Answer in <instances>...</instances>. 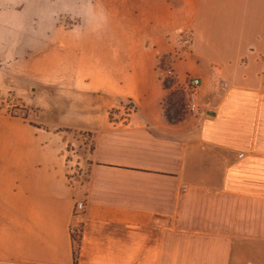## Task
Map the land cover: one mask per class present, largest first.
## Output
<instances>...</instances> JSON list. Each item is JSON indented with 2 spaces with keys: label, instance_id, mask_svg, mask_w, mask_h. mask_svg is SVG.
Wrapping results in <instances>:
<instances>
[{
  "label": "crops",
  "instance_id": "crops-1",
  "mask_svg": "<svg viewBox=\"0 0 264 264\" xmlns=\"http://www.w3.org/2000/svg\"><path fill=\"white\" fill-rule=\"evenodd\" d=\"M189 25L182 69L202 107L190 121L166 117L164 38L144 48L151 87L124 124L108 109L130 93L83 67L55 73L44 42L0 69V98L31 93L45 113L0 115V264H264V0H195ZM68 129L92 136L85 181L67 178Z\"/></svg>",
  "mask_w": 264,
  "mask_h": 264
},
{
  "label": "rangeland",
  "instance_id": "rangeland-1",
  "mask_svg": "<svg viewBox=\"0 0 264 264\" xmlns=\"http://www.w3.org/2000/svg\"><path fill=\"white\" fill-rule=\"evenodd\" d=\"M104 3L111 13V35L104 39L91 37L75 42L65 32L70 28L72 21H63V28L51 39L44 41V44H47V60L51 64V69L59 74L76 71L78 66L83 67V72L97 75L100 82L110 89L121 94L130 93L132 100L121 101L116 98L108 109L112 121L124 124L130 121L136 111L139 95H143L151 87L144 77L146 56L144 48L148 42L156 44L164 38L168 52L162 59L161 65L158 62V71L161 70L164 74L160 76L164 88L171 91L163 103L166 117L174 124L190 121L186 85L190 78L196 76L185 72L182 65L194 43L189 23L195 0H104ZM154 49L158 50L156 45ZM154 49H147V55L151 57L155 52L157 53ZM170 69L176 73L172 78L166 77V72ZM29 96H32L31 93H28L27 97L15 96V92L11 89L6 96L0 98L2 104L0 115L5 119H18L25 124L37 125L33 122L37 119L35 117L41 116L44 120L45 113L41 110L42 106H35L29 102ZM102 96V99H109L110 94ZM42 97H44L43 91L40 92L38 99ZM78 98L80 97H76ZM79 116L81 118V115ZM67 118L75 119L72 114ZM66 131L70 135L66 160L70 163L67 165L68 181L70 183L73 179L85 181L87 171H83L84 168L79 162L84 160L85 163L87 155L90 154L92 136L69 129ZM75 206L73 213L74 216H78ZM72 240L75 258L80 239L78 235H74ZM13 243L12 233L8 232L5 237V248L11 250Z\"/></svg>",
  "mask_w": 264,
  "mask_h": 264
},
{
  "label": "clouds",
  "instance_id": "clouds-1",
  "mask_svg": "<svg viewBox=\"0 0 264 264\" xmlns=\"http://www.w3.org/2000/svg\"><path fill=\"white\" fill-rule=\"evenodd\" d=\"M65 20L72 21L65 32L75 42L111 35L104 0H0V69L19 65L26 50L55 36Z\"/></svg>",
  "mask_w": 264,
  "mask_h": 264
},
{
  "label": "built area",
  "instance_id": "built-area-1",
  "mask_svg": "<svg viewBox=\"0 0 264 264\" xmlns=\"http://www.w3.org/2000/svg\"><path fill=\"white\" fill-rule=\"evenodd\" d=\"M175 71L170 69L166 72V77L172 78L175 76ZM200 88L201 80L197 77L190 78L186 85V96H187V110L192 119H197L201 113V104H200ZM0 109H2V104H0ZM244 155H240L242 158ZM85 205L83 203H78L75 206L76 214L80 217L83 214ZM79 227L76 225L71 227L70 232L72 236H77L79 234ZM79 236V235H78Z\"/></svg>",
  "mask_w": 264,
  "mask_h": 264
}]
</instances>
